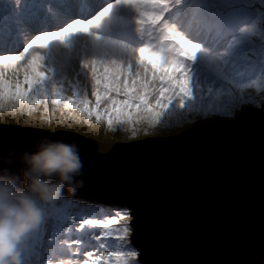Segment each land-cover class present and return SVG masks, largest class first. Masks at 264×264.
Returning <instances> with one entry per match:
<instances>
[{"label":"snow or ice","instance_id":"1","mask_svg":"<svg viewBox=\"0 0 264 264\" xmlns=\"http://www.w3.org/2000/svg\"><path fill=\"white\" fill-rule=\"evenodd\" d=\"M21 2L14 0L17 9ZM29 2L45 4L54 30L29 33L0 10V115L35 118L42 110L39 119L49 125L55 118L58 125L119 127L136 139L213 109L233 117L245 90L264 82V0H112L95 15H81L94 0ZM116 6L136 14L138 45L100 32ZM77 35L89 38L77 73L83 85L66 74L57 81L46 63L53 42L70 46ZM43 207L45 221L24 247V264L25 255L27 264H141L124 243L132 230L127 208L96 217L75 212L68 200Z\"/></svg>","mask_w":264,"mask_h":264},{"label":"water","instance_id":"2","mask_svg":"<svg viewBox=\"0 0 264 264\" xmlns=\"http://www.w3.org/2000/svg\"><path fill=\"white\" fill-rule=\"evenodd\" d=\"M236 119L105 150L79 130L0 122V174L19 177L20 165L6 161L41 141L75 144L84 187L72 197L128 207L143 264H262L264 107Z\"/></svg>","mask_w":264,"mask_h":264},{"label":"clouds","instance_id":"3","mask_svg":"<svg viewBox=\"0 0 264 264\" xmlns=\"http://www.w3.org/2000/svg\"><path fill=\"white\" fill-rule=\"evenodd\" d=\"M6 163L19 164L21 173L0 174V264H24V247L45 221L43 206L68 199L65 191L74 196L83 188L84 165L75 144L47 140Z\"/></svg>","mask_w":264,"mask_h":264},{"label":"rangeland","instance_id":"4","mask_svg":"<svg viewBox=\"0 0 264 264\" xmlns=\"http://www.w3.org/2000/svg\"><path fill=\"white\" fill-rule=\"evenodd\" d=\"M136 37L138 38L137 35H136ZM262 83L263 82L257 80L253 84L252 88L245 90V92H244V96H245L244 106L240 110H238L233 117H227L225 115H222L220 110L213 109V110L207 112L206 114L193 115V116H191L189 118H185L179 122L172 121L169 124L158 125L154 129H148V132H149L148 135L163 136V135H168V134H176L177 132H179V131H181V130H183V129L191 126V125L203 123L205 121H216V120L225 121L228 119H230V120L233 119L232 122H236L237 121L236 117H239L241 112L243 110H245L246 108L251 107L252 110H256V109L262 110L264 105H261L260 107L255 106L257 103H259L261 97L256 96L250 100V97L252 94L251 92L253 90L257 91L260 94L264 93L263 86H261ZM51 115H52V110L50 108V116ZM58 115L59 114H57V116ZM41 116H42V110L40 113L37 114V116L35 118H31V117H28L27 115H21V114H17L16 116H12L10 114L4 113V114L0 115V122L17 123V124H22V125H26V126H42V127L47 128V129L64 128L66 130H79L86 135H89V136L96 138V141H97V144H98V147L100 150L107 149L113 142H115L118 139L129 140V139H131V136H132L131 131H124L123 129H121L119 127L115 131H107L104 125L96 126V128L98 130L95 129L96 131H92V132L88 129L89 128L88 126L83 125V124L70 123L68 125H58L57 123H55V125L52 126L51 124L49 125L48 123L42 122L39 119V117H41ZM31 119H32L33 123L30 122ZM53 120H56V119L53 118ZM38 122L41 123V125H39ZM144 136H147V135H144L143 131H141L140 134L137 136V138L144 137ZM105 137L106 138L108 137V139L111 140L110 145L108 147H105L104 144H102V140ZM70 197H72V196H70ZM71 202H73L77 205V207H75L74 209L78 213H84L86 215H87V208L85 206L90 207V205H91V204H87L86 202L93 203V201H91V200H85L82 198H74V197H73V200H71ZM108 205L110 207L127 208L126 206H121V205L117 206L113 203H108ZM94 209H96V208H94ZM108 210L101 211L100 214L98 215V217L103 216ZM129 212H130V210H129ZM93 213L94 212L91 213V216L93 215ZM93 216H95V214ZM132 219L130 221V225H131ZM131 229H132V226H131ZM131 235H132V230H131ZM131 235L129 236L128 241H126L124 243L126 246H131L138 251V249L133 245V243L131 244V240H130ZM112 244L116 250L119 249L118 243L112 242ZM138 259H139V256H138ZM262 264H264V260H263Z\"/></svg>","mask_w":264,"mask_h":264},{"label":"bare ground","instance_id":"5","mask_svg":"<svg viewBox=\"0 0 264 264\" xmlns=\"http://www.w3.org/2000/svg\"><path fill=\"white\" fill-rule=\"evenodd\" d=\"M263 90H264V84H263ZM251 93H252V94H251L250 100L253 99V98L256 97V96L261 97V95H262V94L258 93V92L255 91V90H253ZM7 114H8V113H7ZM30 122L33 123V122H32V119L30 120ZM55 123H56V120H53L52 123H51V125L54 126ZM38 124L41 125V123H39V122H38ZM88 129H89L91 132H92V131H96V130H98L96 127H94V128H88ZM95 129H96V130H95ZM110 141H111V140L108 139V137H107V138L105 137V138L102 140V144H104L105 147H108V146L110 145ZM95 216L98 217V215H95Z\"/></svg>","mask_w":264,"mask_h":264},{"label":"trees","instance_id":"6","mask_svg":"<svg viewBox=\"0 0 264 264\" xmlns=\"http://www.w3.org/2000/svg\"><path fill=\"white\" fill-rule=\"evenodd\" d=\"M262 84H264V83H262ZM77 132V131H76ZM118 206V205H117ZM90 207L94 210V211H103V210H108L109 209V205H102V204H99V203H96V204H92L91 203V205H90ZM94 208H96V209H94ZM130 210V209H129ZM100 212H98L97 214H100ZM131 212V211H130ZM88 231H92V232H97V231H99V229H88ZM110 243H112V242H110ZM75 247V246H74ZM112 250H116L115 249V247L113 246V248H112ZM100 252L101 253H103V252H105V250L104 249H101L100 250ZM94 258H95V256H94Z\"/></svg>","mask_w":264,"mask_h":264}]
</instances>
